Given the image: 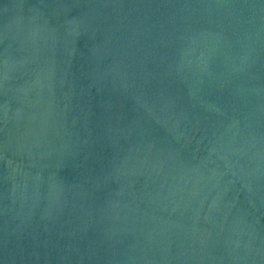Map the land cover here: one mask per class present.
Returning <instances> with one entry per match:
<instances>
[{
  "label": "water",
  "instance_id": "95a60500",
  "mask_svg": "<svg viewBox=\"0 0 264 264\" xmlns=\"http://www.w3.org/2000/svg\"><path fill=\"white\" fill-rule=\"evenodd\" d=\"M0 264H264V0H0Z\"/></svg>",
  "mask_w": 264,
  "mask_h": 264
}]
</instances>
